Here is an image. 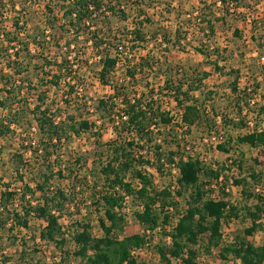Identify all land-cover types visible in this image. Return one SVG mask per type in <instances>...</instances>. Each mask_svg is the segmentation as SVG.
<instances>
[{"label": "trees", "instance_id": "trees-1", "mask_svg": "<svg viewBox=\"0 0 264 264\" xmlns=\"http://www.w3.org/2000/svg\"><path fill=\"white\" fill-rule=\"evenodd\" d=\"M38 1L0 0V58L8 60L5 68L24 73L22 71H29L31 66L38 67L37 64L26 65L24 70L19 67L23 63L21 60L30 57L34 45L37 50L34 56L43 63H48L50 68H55V72H60L51 75V84L57 87L63 75L61 73L68 68L71 55L81 51L78 44L76 46L69 40L62 43L53 34L47 40L44 36L45 29L42 36L37 34L31 40L28 38V27L33 19L30 6ZM199 1L204 10L203 6L208 5L207 1ZM236 2L238 0H214L213 5L221 4L223 10H230ZM165 3L164 0H49L45 4V12L48 14L46 28L54 29L57 36L61 32L65 35L71 32L78 39L87 37L85 41L91 43L92 49L100 58L101 66L96 77L102 85L112 87V94L109 99H99L97 107L103 112L104 119L111 121L114 138L103 141L100 129L102 126L95 130V121L89 116H80L79 119L70 117L67 120L52 118L45 92H39V104L32 112L34 118H30L27 102L19 100L21 105L27 106L15 108V101L25 84L16 81L12 84L11 78L4 73L5 68L0 69V91L3 93V96L0 95V109L4 111L0 117V137L8 138L9 135H16V130H22L19 135L20 148L38 155L41 151V167L48 168L45 172H37L34 186L29 183L23 185L19 203L16 200L18 193L12 190L11 183L3 182L0 178V226L8 227L11 231L16 228L28 230L31 229L32 219L41 220L45 223L40 231L41 240L62 248L69 237L75 244L71 256L80 258L86 264H149L135 256V252L146 247L152 252L154 249L159 261L164 264H173V259H179L183 264H197L199 250L204 247L200 241L206 234L211 242L205 247L208 251L213 246L219 247L221 259L227 261L232 257L233 264H264V240L258 245L248 240L249 236L264 226V173L255 166H250L247 175L243 176L246 158L239 148L241 145H248L250 148L264 149V105L258 108L255 121L247 120L240 125L239 122H243L240 115L245 112L242 104L249 109V94L247 90L241 91L239 82L234 84L232 91L236 93L234 102L238 117L228 119L224 114L222 122L223 125L231 123L236 129L248 130L236 138L219 141L216 148L228 155L237 153L238 158L231 157L225 163L216 162L214 165L200 158L196 146L198 142L193 136L194 129L202 128L205 133H211L217 121L215 110L212 108L213 113L209 114L205 104L200 103L195 95L196 91L202 90V81L208 74L203 73L195 80H191L189 76L176 78L181 72L169 66L164 68L163 61L150 50L140 57L138 63L133 61L136 55L134 47L139 48L144 44L143 48L147 49L152 41L162 45L164 57L171 47H181L184 38L179 28L173 32L162 28L151 35L146 31V27L154 24L153 18L148 16L149 9ZM56 8L62 13L65 24H58ZM237 8L235 6V10ZM135 9L139 16L134 19L133 28H124L123 34L129 41L132 39V45L129 46L113 29L112 20L116 18L127 21L128 11H136ZM214 14H205L210 15L206 23L209 25L207 32L211 34L216 33V24L211 19ZM195 18V22L200 23V17ZM7 23H11L10 28ZM239 33L238 29H234L235 36ZM123 49H128L129 52ZM198 51L206 57L211 56L208 50L198 48ZM53 56L61 58V63L51 62ZM121 61L124 75L119 81H115ZM215 67L220 69L217 62ZM235 72L240 73L239 70ZM153 74L164 77V86L159 87L160 91L172 90L175 106L179 111L177 116L167 107V103L163 104L161 100L154 98ZM156 80L157 76H154V82ZM27 81L26 88L35 86L30 79ZM72 85L70 89H74L75 84ZM259 85L260 83L256 87ZM254 92L257 93V90ZM44 105L46 107L42 110ZM32 129L41 138L38 146H35L36 140L32 138L31 144L26 147V138L30 139L28 133ZM85 133L97 136L94 169L91 170L95 183L92 185L87 183V173L80 178L79 173L84 168H79L78 165L82 164V158H77L74 162L64 161L63 155L58 154L63 141ZM202 139L205 140L204 137ZM255 160L257 162L256 158ZM12 162L15 164V173L23 181L25 177L20 168H28L30 163L21 152L13 155ZM86 162L87 160L84 165ZM233 165L242 173L241 177L232 180L233 185L241 187V194L247 199H255L256 203L245 209V215L252 221L245 234L237 235L231 243L223 245V224L241 218L243 210L231 200L229 182ZM150 167L163 175L168 170L172 173L178 171V177L171 186L158 187ZM54 176L71 181L76 179V186L80 183L79 180L84 181L82 185H78L77 194H88V199L98 198L93 204L97 206L98 213H104L98 217L103 236L94 237L93 226L86 221H78L73 232L64 229L61 220L67 215V202L73 198H69L65 188L52 182ZM216 191L219 193L218 197L213 196ZM180 198H185L186 208L179 207ZM128 199H131L133 214L143 223L144 231L118 238L113 233L125 222L124 210ZM174 218L176 223L172 225ZM157 231L163 238H170V243L158 242L152 246ZM62 259L65 261L67 258L64 256Z\"/></svg>", "mask_w": 264, "mask_h": 264}, {"label": "rangeland", "instance_id": "rangeland-1", "mask_svg": "<svg viewBox=\"0 0 264 264\" xmlns=\"http://www.w3.org/2000/svg\"><path fill=\"white\" fill-rule=\"evenodd\" d=\"M48 1L49 0H39L37 4L30 6L33 19L28 27V38L31 40L37 34L42 36V32L45 29L44 36L47 40L50 39L51 34H53V36L55 35L56 39L59 38L62 43L68 42L69 40L71 43L76 44V46L78 44V49L81 53L71 55V59L67 65L68 68L61 73V75H63L60 85L57 87L51 84V75L53 73L59 74L60 72H55V68H50L48 63L45 64V62L43 63V61L34 56V54L37 53V50L34 49V45H32L33 49L30 57H25L27 59H23L24 61L21 60L23 63L22 66L19 67L22 70H24L26 65L37 64L38 67L36 68V65L35 67L31 66L29 71H22L24 73H17L14 72L15 70L5 68L8 64V60L0 58V69L5 68L4 73L11 78L12 84H14L15 81L16 83L25 84L22 92L18 94L17 101H15L17 105L15 108L23 105L24 107L27 106L26 104L21 105L19 100L27 102L29 116L30 118H34L32 112L34 107L39 104L37 96L45 92L47 99L46 104L50 106L52 118L56 120H67L70 117L79 119L80 116H89L91 120L95 121V130L102 126L100 128L103 132L102 140L105 142L109 141L114 138L111 121L106 118L104 119L102 115L103 112L97 107V101L101 98L109 99V96L112 94V87L102 85L96 77V73L101 66L100 58L97 57L92 49L91 43L85 41L87 37L78 39L75 37L74 33L71 32L68 33L69 35H65L64 32H61L58 33L59 36H57L54 29L45 27L48 19V14L45 12V4ZM164 1L168 4L157 5L149 9L148 16L153 18L154 24L146 27V31L151 35L154 31H161L162 28L169 32H173L179 28L181 30V36L184 38L181 41V47H171L166 57H164L161 51L162 45L152 41L148 44L147 49H144L145 47L143 48L144 44L140 45L139 48L134 47L136 55L133 61L138 63L140 57L147 54L150 50L153 52L154 56L160 61H163L164 68L169 66L181 72L179 75L175 76L176 78L189 76L191 80H195L201 77L200 75L203 72L210 71L211 73L213 70L214 72H219L220 76L211 78L208 86L206 85V90L202 94L203 96L201 97L199 93L197 98L200 103L205 104L209 114L213 113L212 108L215 110L217 121L214 130L219 129L220 132L223 131L221 133V140L236 138L238 135L244 134L247 132L248 128H239L236 130V128L231 126V123L223 125L222 120L224 121V114L228 119L238 117L236 104H233L230 99V90H232L233 85L238 82L241 86V91L244 90L242 88L246 86H250L254 88L253 90H257V94L253 95L256 100L255 105H251L249 109H246V105L242 104L245 106V111L247 110V112L240 115V118H242L241 120H243L242 123L239 122L240 125L245 124L247 120L252 122L255 121L257 112L261 105H264V103H262L264 85L263 87H256L257 84H259L257 81L260 77L259 72L264 68V0H238V2L233 3L234 5L230 10H223L221 4L214 6V0H206L208 5L203 6L205 8L204 10L199 0ZM173 2L176 3L173 5ZM229 2H232V0H229ZM235 6H238L236 10ZM200 8H202V10ZM58 10V8L55 9L58 15V24H65L62 19V13L60 14ZM129 11V20L126 21L115 18L112 20V27L120 38L125 40L130 46V44L132 45V39L129 41L124 37V28H133L134 19L137 18L139 14L137 10L130 11V13ZM188 13L190 15H188ZM205 14H214L211 16V19L213 23L216 24L215 34L207 32V30H209V25L206 23V20L210 18V15ZM196 16L200 17V23L195 22ZM191 19H193V21ZM6 25L10 28L11 23H7ZM193 25L195 27H193ZM234 29L240 31L238 36L234 35ZM253 29L256 31L257 42L248 41L249 38H251L250 34H252ZM201 30H203V32ZM198 48L204 51L208 50L211 56L206 57L203 53L198 51ZM216 48L218 49L216 50ZM123 50L129 52L128 49ZM50 60L51 62L59 63L62 61L61 58H54V56ZM216 62L220 69H216ZM43 65L47 67L42 68ZM123 66V62L121 61L118 66L115 81H119V79L123 77ZM237 70H239L240 73H236L235 71ZM187 73L189 75H186ZM154 76H157L155 82ZM175 77L174 80L176 81ZM152 78L154 98L161 100L163 104L167 103V107L171 108L172 113L177 116L179 111L175 106L172 90L167 91L165 89L164 91H160L159 89L160 86H164V77L153 74ZM28 79H30L35 86L32 85L26 88ZM72 84H75L74 89H70V86H73ZM0 87H2V83H0ZM0 95L3 96L2 91H0ZM158 96H160L161 99L158 98ZM44 107H46V105L42 107V110ZM3 114V109H0V117H2ZM33 124H36L35 121H33ZM21 131L20 129L16 130V135H9L8 138L0 137V178L3 182H10L12 190L17 191V203L20 202V193L23 191V185L29 183L34 186V180L36 176H38L37 172L40 170L45 172L48 169L47 166L41 167L43 165L39 157L42 154L41 151H39L38 155L31 150L20 148L19 135L22 133ZM205 132L206 131L202 128L194 129L193 136H195L194 139L198 142L196 146H198L197 150L200 158L210 165H214L216 162L220 164L225 163L231 157L233 159L238 158L237 153L228 155L217 150V140L220 139L213 140L212 135H210L209 132ZM28 134L30 139L26 138V147L31 144L30 140H32V138L36 140L35 146H38L41 135L33 129ZM209 136H211L212 139H210ZM203 137L206 140H203ZM96 139V135L89 133L82 134L81 136H73L68 141H63L62 149L58 151V154L63 155L62 159L64 161L70 160L74 162L77 158H82V164L78 165L79 168H84L81 170V173H79L80 178L87 173V183H89V185L95 183L94 177L91 175V170L94 169L93 160L95 158ZM239 148L246 158V171L244 170L243 176L247 175L250 166H255L259 171L264 173V149L250 148L248 145H241ZM16 152H21L24 159L30 163L28 168H20L21 174L25 177L23 181H21L17 173H15V164L12 162V157ZM86 160L87 164L84 165V161ZM69 166L73 167L71 164ZM231 170L232 173L229 172L231 178L229 182V185H231L229 186L231 200L239 204L243 210L241 218L231 220L229 224H223V245L231 243L237 235L245 234V230L252 225L251 219L245 215V209L254 206L256 203L255 199H247L245 195L241 194V187L233 185L232 180L241 177L242 173L239 172L235 165H233V168L231 167ZM150 172L153 174L154 182L158 187L171 186L178 177V171L172 173L168 170V173L165 172V175H163L155 168L150 167ZM52 179L54 184H59L66 189L70 196L69 198H73V201L67 202V215L61 220L64 229L73 232L78 221H86L92 224L94 237L98 238L103 236L104 233L98 224V217L104 213H98L96 209L97 206L93 204V201L98 200V198L88 199V194H77L79 189L78 185H82L84 181L79 180L78 182L80 183H77L76 186V184H74L76 179L71 181L59 179L57 176H54ZM1 188L2 186H0V189ZM218 195L219 193L216 191L213 196L218 197ZM179 201V207L182 209L186 208L185 198H180ZM126 206L124 210L126 214L125 222L119 227L120 229L115 230L113 233L118 238L144 231L143 223L133 214L131 199H128ZM175 223L176 219L174 218L172 225ZM44 224L43 221L34 218L31 221V229L28 230L16 228L11 231L7 229L8 227L0 226V264H86V262L80 258L71 256V252L75 250V244L68 236V242L62 248H58L54 243L41 240L40 231ZM121 228H123V230H121ZM155 233L152 246H155L158 242L170 243V238H163V235L159 234V231ZM202 238L200 244L204 247H201L199 250L200 253L197 264H233L232 257L227 261L220 258L219 247L213 246L210 248V251H208L205 247L211 242L208 234ZM248 240L256 245L261 244L264 240V226L261 230L249 236ZM196 248H199V246H196ZM67 254L70 255L68 256ZM64 256L67 258L65 261L62 259ZM135 256L140 260L147 261L149 264H164L159 261L157 255L154 253V249L152 252V250H148L147 247L135 252ZM172 261L173 264H183L179 259H173Z\"/></svg>", "mask_w": 264, "mask_h": 264}, {"label": "crops", "instance_id": "crops-1", "mask_svg": "<svg viewBox=\"0 0 264 264\" xmlns=\"http://www.w3.org/2000/svg\"><path fill=\"white\" fill-rule=\"evenodd\" d=\"M176 2H173L172 4L174 5ZM252 36H254L253 38H252ZM250 37L251 38H249V40L248 41H253V42H257V39H256V31H254V30H252V34H250ZM250 39H252V40H250ZM260 49V48H259ZM203 73H207L208 75H207V78H205V79H203V81H202V83L204 84V86H203V88H202V90L201 91H205L206 90V85L208 86V83L210 82V79L211 78H213L214 76H220L219 75V72H217V71H215L214 72V70L213 71H211V73H210V71H207V72H203ZM202 73V74H203ZM202 74L200 75V76H202ZM259 79H257V81L259 82V83H261L260 84V86L259 87H263V85H264V68L263 69H261L260 70V72H259ZM210 85V84H209ZM239 88L241 89V86L239 85ZM245 88V87H244ZM244 88H242V89H244ZM259 89V88H258ZM201 91L199 90V91H196L195 92V95L196 96H198L199 95V93L201 94V97L203 96L202 94L204 93V91H203V93H201ZM231 91V102L233 103V104H235L234 103V100H235V96H236V93H234L232 90H230ZM262 91H263V89H262ZM262 93H264V91L262 92ZM264 95V94H263ZM262 103H264V96H263V98H262ZM243 113H245V112H243ZM237 130V129H236Z\"/></svg>", "mask_w": 264, "mask_h": 264}, {"label": "built area", "instance_id": "built-area-1", "mask_svg": "<svg viewBox=\"0 0 264 264\" xmlns=\"http://www.w3.org/2000/svg\"><path fill=\"white\" fill-rule=\"evenodd\" d=\"M253 89H254V88H251L250 86H246V87L244 88V90H247V92H248V94H249V97H248L249 106H251V105H255V103H256V100L254 99L253 95H255V94H257V93H255ZM246 109H248L247 106H246ZM245 112H247V110H246ZM222 132H223V131H222ZM222 132H220V130L218 129V130H214V131H212V132L210 133V135H212L213 140H214V139H220V140H217V141L219 142V141H221V139H222V135H221ZM213 134H214L215 136H214ZM209 137H210V139H212L211 136H209ZM205 140H206V139H205ZM218 142H217V143H218Z\"/></svg>", "mask_w": 264, "mask_h": 264}]
</instances>
